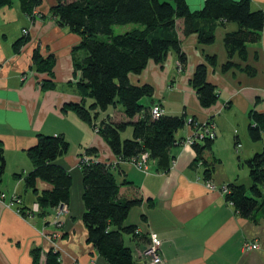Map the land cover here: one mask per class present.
I'll use <instances>...</instances> for the list:
<instances>
[{"label": "crops", "instance_id": "1", "mask_svg": "<svg viewBox=\"0 0 264 264\" xmlns=\"http://www.w3.org/2000/svg\"><path fill=\"white\" fill-rule=\"evenodd\" d=\"M57 2L43 0L37 11L44 16L34 20L18 2L0 9V142L6 159L0 192L7 195L0 199V264H32L34 248H41L40 264H45L51 248L60 252L61 264H108L87 241L82 220L85 209L79 163L88 147L98 148V158L115 165L118 181L127 179L140 186L144 201L131 209L126 220L127 224H136L140 234L138 238L125 236L137 264H152L143 252L151 233L162 241V264H264V218L257 223L242 216L222 191L232 182L249 187L252 180L245 161L264 151V132L258 141L249 134L251 110L264 113V29L261 39L248 45L247 62L235 57L243 66L253 67L252 74L239 67L220 69L227 60L224 34L236 29L235 23L218 26L216 41L211 45L199 44L197 34L184 37L182 47L188 63L183 69L175 52H170L163 65L151 60L140 74H130L132 83L153 86V99L161 103L165 114H185L197 123L214 117L216 137L212 149L204 153L209 162L216 160L209 181L204 178L203 164L192 167L196 151L186 142L170 148L176 158L168 173L158 170L156 160L144 171L130 161H118L90 124L64 108L82 100L72 51L80 37L59 26L51 16L50 9ZM204 3L205 0H188L193 10ZM251 5L253 9H264V0H251ZM25 29L29 40L15 48L14 44L26 34ZM37 48L44 56L55 55L53 88H42L47 73L31 68ZM84 54L79 51L76 55ZM207 54L218 57L217 65L209 66L208 80L217 86L219 98L206 108L200 104L190 80ZM91 102L86 98V104ZM119 109L110 107L100 118L108 113L123 116ZM193 130L187 124L177 136L186 139ZM39 133L63 134L70 143L68 153L58 159L73 174L68 211L61 215L57 208L45 215L33 210L36 196L25 185L24 176L33 169L27 149L36 143ZM38 186L49 185L39 181ZM247 242L258 243L259 248L246 250L243 246Z\"/></svg>", "mask_w": 264, "mask_h": 264}, {"label": "trees", "instance_id": "2", "mask_svg": "<svg viewBox=\"0 0 264 264\" xmlns=\"http://www.w3.org/2000/svg\"><path fill=\"white\" fill-rule=\"evenodd\" d=\"M15 1L0 0V9L11 7ZM42 2L19 0V5L34 20L44 16L37 11ZM50 12L59 26L80 37L72 51L74 76L78 77L76 86L82 100L70 102L64 108H70L97 128L118 161L132 162L147 152L149 163L156 160L158 170L164 173L170 171L176 158L170 148L185 142V137H178L177 133L189 120L185 114H165L161 103L153 99V86L132 83L130 74H140L151 60L163 65L170 52H175L180 67L185 68L188 56L182 47L184 37L197 34L199 44L211 45L216 41L218 26L225 27L228 23H235L237 28L224 34L227 60L220 69L228 71L239 67L252 74L254 68L248 64L243 66L241 62H247L248 45L258 42L264 29V9H253L251 0H205L204 5L195 10L190 8L188 0H58ZM133 23L138 26L114 33V26ZM28 40L26 33L14 44L15 48ZM79 51L85 54L77 56ZM236 56L241 62L235 61ZM217 61L216 54H207L205 61L197 64L190 80L200 104L206 108L219 98L217 86L208 80L209 66H216ZM55 62L54 54L44 56L39 48L34 50L31 68L47 73V78L42 80L44 89L55 85L52 78ZM146 97L151 98L149 103L144 101ZM86 98H91L92 102L86 104ZM120 105L123 116L108 113L100 118L108 108L118 109ZM156 105L163 111L160 117L152 113ZM250 114L249 134L258 141L264 132V113L252 109ZM209 120L214 122V117ZM196 123L192 117L191 126L197 128ZM129 128L132 135L123 138ZM213 141L204 137L191 144L196 151L192 167L203 164L204 178L209 181H212L216 160L209 162L204 153L212 149ZM69 148L70 143L63 134L39 133L36 143L27 149L33 169L24 176V181L26 188L36 196L40 215L70 203L73 174L58 162ZM98 153L96 147L86 148L79 163L85 209L82 220L87 228V241L108 264H137L125 236L138 238L140 234L136 224L126 223L131 209L144 201L140 186L127 179L118 181L113 171L115 165L100 160ZM245 162L250 170L251 185L232 182L225 185L228 191L224 193L242 216L258 223L264 218V151L256 152ZM5 170L4 147L0 142V183ZM39 181L49 186L39 188ZM147 241L150 243L151 239ZM32 254V264H40L41 248H34ZM60 260V252L51 248L45 264H61Z\"/></svg>", "mask_w": 264, "mask_h": 264}, {"label": "built area", "instance_id": "3", "mask_svg": "<svg viewBox=\"0 0 264 264\" xmlns=\"http://www.w3.org/2000/svg\"><path fill=\"white\" fill-rule=\"evenodd\" d=\"M24 33H28V31L25 29ZM162 112L163 111L157 105L152 108V113L156 117H160ZM190 121L191 119L188 122L189 125H191ZM196 125H197V128L192 126V128L194 129L192 134L185 139V142L187 144L191 145L193 141H195L196 139L202 140L204 139V137L215 139L216 131H215L214 122L211 123V121L207 119L206 121H203L201 123L200 122L196 123ZM237 146H240V144H238ZM132 163H134L136 166L140 168H144V171H146L149 168V164H150L149 163V153L147 152L143 153L139 159H135V160L133 159ZM208 185L212 189H216V185L214 183L209 182ZM222 191L227 192L228 188L224 186L222 187ZM6 196H7L6 193L0 192V199H4L6 198ZM33 210L40 211V207L38 203H35L33 205ZM57 211H58V214L61 215L62 213H65L68 211V207L66 205L65 206L62 205L58 207ZM150 239H151V242L147 245V247H145L143 252L147 257H149L152 264H161L163 263V259L160 254V247H161L162 241L155 233H151ZM243 248L246 250L256 249V248H259V244L247 242L244 244Z\"/></svg>", "mask_w": 264, "mask_h": 264}, {"label": "rangeland", "instance_id": "4", "mask_svg": "<svg viewBox=\"0 0 264 264\" xmlns=\"http://www.w3.org/2000/svg\"><path fill=\"white\" fill-rule=\"evenodd\" d=\"M15 2H16V3H17V2L19 3V0H16ZM134 26H138V24L133 23V24H128V25H116V26H114V33L118 34V33L125 32V31H127V30L133 28ZM101 36H102V35H101ZM103 37H104V35H103ZM104 38H105V37H104ZM146 99H148V100L146 101V103H149L151 98L146 97ZM144 101H145V100H144ZM112 108H113V107H111V109H112ZM119 108L122 109V106L120 105ZM92 128H93V127H92ZM93 129H94V128H93ZM94 130L98 133V129H97V128H95ZM131 135H132V129L129 128L126 132L123 133L122 136H123V138H125V137L131 136ZM178 135H180V131H179V134H178ZM139 168H140V167H139ZM141 169L144 170V168H141ZM58 215H59V214H58ZM126 243L128 244L129 241L126 240ZM146 247H147V246H146Z\"/></svg>", "mask_w": 264, "mask_h": 264}]
</instances>
